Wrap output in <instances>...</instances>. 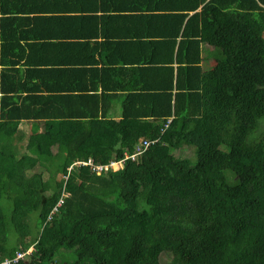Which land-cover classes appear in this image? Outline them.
I'll use <instances>...</instances> for the list:
<instances>
[{
  "label": "trees",
  "instance_id": "trees-1",
  "mask_svg": "<svg viewBox=\"0 0 264 264\" xmlns=\"http://www.w3.org/2000/svg\"><path fill=\"white\" fill-rule=\"evenodd\" d=\"M0 123V260L264 264V0H0Z\"/></svg>",
  "mask_w": 264,
  "mask_h": 264
},
{
  "label": "crops",
  "instance_id": "crops-1",
  "mask_svg": "<svg viewBox=\"0 0 264 264\" xmlns=\"http://www.w3.org/2000/svg\"><path fill=\"white\" fill-rule=\"evenodd\" d=\"M13 12L14 13L7 12V13H10V14L13 15V16H9V17H11V18L13 17V18L9 19L8 22H13L15 25L20 24V22H22L19 19L20 16L21 17H26V14H27V13H24V12H20V13L15 12V11H13ZM15 17H18V18L15 19ZM63 29H61V30H59V29H50L49 30L48 29L47 30L46 28H42V30H40V32H42V34L45 35V36H44V38H41V40H39V41H40L41 44L43 43V45H44L45 42L48 43V45L45 46L46 48L38 47V48H40L39 50H41L43 52L41 54H39L33 48V45L26 47L25 57L28 58V56H30V59H31V58H33V56H35V57L36 56H42L41 58H43V60H41V62H43V63L47 62V64L54 63L56 65H59V67L62 66L63 64H64V66H68L69 65L68 64L69 61H74V60H77V59L78 60H85L86 56L84 54V51L82 50V53H81L80 47H75V46H73V45H71L69 43H67V45H71V47L68 50L67 54H63L60 51L59 45H60L61 42H58L59 40H58L57 36L61 35L62 33H66L65 30L62 31ZM57 32H59L61 34H56ZM125 32H126L125 29H118V34H120L121 36H123V33H125ZM62 35H64V34H62ZM45 37H48V38H45ZM212 51L213 50H212V48L209 45L204 44L203 55H205V54L208 55V53H210ZM110 55H112V54H110ZM111 58H113V61L108 62V64L109 65H114L113 63H116V58L112 57V56H111ZM49 60H51V62H49ZM128 65H130V64H128V62H127L126 66L130 67ZM73 66L75 67V61H74ZM51 67H54V66H52V64H51L49 66V69L46 68L48 70H42L41 71L42 73H45V74L48 72L49 76L47 78V82L50 83V84H53V85H61L63 83H66V79H64L61 75H58L57 71H53L55 68H51ZM120 67H121V69H124L123 66H122V63H121ZM203 68H204V64H203ZM77 70H80V69H77ZM60 71H61V68H60ZM25 127L27 128L28 132H30V129L32 130V127H31V125L28 122H26Z\"/></svg>",
  "mask_w": 264,
  "mask_h": 264
},
{
  "label": "rangeland",
  "instance_id": "rangeland-1",
  "mask_svg": "<svg viewBox=\"0 0 264 264\" xmlns=\"http://www.w3.org/2000/svg\"><path fill=\"white\" fill-rule=\"evenodd\" d=\"M5 127L6 126L3 127V124L0 123V137L3 140V141H1V144H0V150L5 151L6 153H13L14 149L12 148V145L10 143L9 135L5 132ZM190 153H191V151L188 150L187 148H185V149H183L181 155H187L188 156V155H190ZM119 166H120V163L118 161H116L115 164H113L112 169L115 170V169L119 168ZM61 176L62 175L59 174L57 179L61 178ZM45 177H47V176H45ZM29 248L31 249V252L34 250L33 245H31ZM166 258H167V255L164 254L163 259H166ZM29 259H30V254L27 257V260H24V261H28Z\"/></svg>",
  "mask_w": 264,
  "mask_h": 264
},
{
  "label": "built area",
  "instance_id": "built-area-1",
  "mask_svg": "<svg viewBox=\"0 0 264 264\" xmlns=\"http://www.w3.org/2000/svg\"><path fill=\"white\" fill-rule=\"evenodd\" d=\"M152 143L148 140L144 141V144L146 147H149ZM114 163L115 162H110L107 165L100 164V165H97L96 168L98 170L107 169L109 166L112 167ZM30 252H31V249L29 247L26 250H17L16 254L13 257L11 256L3 260H0V264H12V263L18 262L19 260H27L28 255L31 254Z\"/></svg>",
  "mask_w": 264,
  "mask_h": 264
},
{
  "label": "bare ground",
  "instance_id": "bare-ground-1",
  "mask_svg": "<svg viewBox=\"0 0 264 264\" xmlns=\"http://www.w3.org/2000/svg\"><path fill=\"white\" fill-rule=\"evenodd\" d=\"M115 164V163H114Z\"/></svg>",
  "mask_w": 264,
  "mask_h": 264
}]
</instances>
